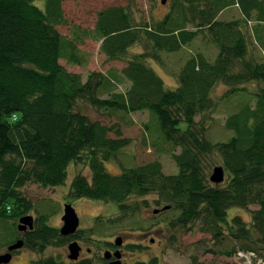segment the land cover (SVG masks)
I'll return each instance as SVG.
<instances>
[{
	"label": "trees",
	"instance_id": "trees-1",
	"mask_svg": "<svg viewBox=\"0 0 264 264\" xmlns=\"http://www.w3.org/2000/svg\"><path fill=\"white\" fill-rule=\"evenodd\" d=\"M62 2L44 0L42 7L36 0H0V228L7 235H0V248L22 239L23 247L42 255L30 264H66L43 254L49 246L74 240L114 249L115 241L94 235L116 225L144 229L139 211L149 203L133 199L156 195L152 202L160 207L155 216L169 214L171 228L187 230L199 222L212 239L229 236L241 251L264 257V0H171L161 19L139 22L127 6L111 5L97 12L91 30L79 33L71 26L70 37L57 28L68 23ZM233 6L239 17H219ZM198 37L215 46L216 56L191 54L177 71L178 85L167 87L148 59L162 62V52H178ZM85 38L100 42L107 61H125V66L92 70L85 78L66 69L63 58L83 64L77 44ZM137 44L144 50L131 51ZM126 82V90H119ZM219 85L226 89L215 97ZM79 100L120 121L150 112L160 136L180 149L172 154L178 172L165 173L159 160L124 165L120 156L131 138L118 122L92 120L77 110ZM232 100L234 110L225 120L232 135L209 139L213 115L222 101ZM107 161L117 162L121 172L110 173ZM218 161L226 173L219 184L209 174ZM72 163L88 166L91 177L74 175L68 196L115 202L118 213L97 216L93 226L62 235L60 227L48 223L54 209H37L22 188L64 184ZM231 207L247 209L251 220L229 219ZM33 210V228L19 230L20 218ZM141 247L126 246L130 251ZM72 264H92V259ZM125 264H157V259Z\"/></svg>",
	"mask_w": 264,
	"mask_h": 264
},
{
	"label": "rangeland",
	"instance_id": "rangeland-1",
	"mask_svg": "<svg viewBox=\"0 0 264 264\" xmlns=\"http://www.w3.org/2000/svg\"><path fill=\"white\" fill-rule=\"evenodd\" d=\"M42 7L44 0H36ZM171 0L162 3L161 0H63L62 8L64 10L67 24L58 25L59 31L67 37H70L71 26L74 29L91 30L96 21V14L101 9L111 5L127 6L134 19L139 21H151L161 19L166 12L169 11ZM240 11L237 6L230 7L220 14L221 19H232L239 17ZM81 53H84L83 64H70L66 59L60 62L66 69L72 72L80 73L83 78L87 76L89 71L107 72L110 68L120 70L125 66V61L114 60L107 61L105 55L100 51V42L91 38H85L81 43L77 44ZM144 50L143 45H134L131 48L133 52H141ZM198 51L213 59L216 56L217 49L214 45L204 41L198 37L190 44L184 46L180 51L174 53H161L159 62L153 58L148 59L157 73L164 79L167 87L175 88L178 85L177 71L182 63L191 54ZM258 52V51H257ZM259 55V54H258ZM129 82L120 85L119 90H126ZM250 88L252 85H248ZM226 86L219 85L214 91L215 97H220L225 91ZM235 100L222 101L219 109L213 115L208 130L207 137L213 141L226 140L232 135L225 126L226 117L234 110ZM76 109L89 115L92 120H99L106 124L118 122L122 133L126 137L131 138V142L122 150L120 156L121 162L126 165H140L150 161L159 160L162 163L165 173H177L178 167L175 164L172 154L179 152V148L173 149L172 145L166 142L155 129L156 119L148 111H139L131 113L125 120H118L117 117L108 116L103 110H98L83 100H79ZM185 126V123L182 124ZM217 157L214 162H216ZM221 165L219 161L210 167L209 174L215 166ZM106 169L112 174H119L121 167L115 161H107ZM77 173H82L90 179V169L84 164L72 163L68 169L67 180L64 184L54 187H44L38 183H28L22 191L26 197L30 198L37 209L51 210L54 213L49 215L48 223L52 226L61 227L63 224L62 215L64 213L65 203L73 205L80 219L79 229L85 230L93 226L97 216L101 218L115 216L118 213V206L115 202L100 201L89 198L73 199L68 196L71 181ZM226 177V173H225ZM156 195H148L146 197L134 198L133 200L146 199L149 203L148 207H143L139 211L140 218L145 226L144 229H138L137 226L116 225L111 229H106L100 236L94 235L95 238L114 242L120 236L122 245L117 246L122 252V264L131 263L136 260L157 259V264H246L241 259L236 258L235 252L240 250L239 242L226 236L222 240H214L211 235L200 227V223L196 222L190 229L171 228L167 219L169 214L159 213L155 216L154 209L160 206L155 205L152 200ZM251 209L257 208L251 205ZM35 210L31 213L35 215ZM234 215H240L247 222L251 220V214L247 209L239 207H231L228 210V218ZM153 217V219H152ZM153 226L150 227V223ZM1 227V226H0ZM3 228H0V233ZM23 231V230H22ZM2 237L7 236L5 231L0 234ZM82 247L79 259L91 258L92 264H106L109 260H105L104 252L106 250L115 251L103 242L93 240H77ZM5 244V243H4ZM3 244V245H4ZM128 244H138L142 246L140 249L130 251L126 248ZM0 248V254L6 253L8 248L4 245ZM232 254H228L231 250ZM246 252V251H242ZM247 253V252H246ZM13 254V252H12ZM68 243L64 246H49L43 256H56L63 260L66 264H72V260L68 258ZM42 257L41 254L30 251L25 247L18 249L17 253L12 255L8 264H30V261ZM101 257L104 259L102 260ZM264 262V257L261 258ZM244 260V259H243Z\"/></svg>",
	"mask_w": 264,
	"mask_h": 264
},
{
	"label": "water",
	"instance_id": "water-1",
	"mask_svg": "<svg viewBox=\"0 0 264 264\" xmlns=\"http://www.w3.org/2000/svg\"><path fill=\"white\" fill-rule=\"evenodd\" d=\"M162 3H165L166 0H161ZM225 179V170L221 165L215 166L210 175V180L214 183H221ZM158 212V209L155 210ZM63 224L60 227V233L62 235H69L75 233L79 228L80 219L77 214V211L70 203H65L64 213L62 215ZM34 224V217L31 214L23 216L19 220L18 228L19 230L32 229ZM117 246L122 244V238L118 236L114 242ZM23 247V240L19 239L8 247L6 253L0 254V264H8L12 258V251ZM68 258L70 260L76 261L79 258L81 252V246L77 240L71 241L68 244ZM106 260H109L107 264H122V252L119 249L115 251L106 250L103 256Z\"/></svg>",
	"mask_w": 264,
	"mask_h": 264
},
{
	"label": "built area",
	"instance_id": "built-area-1",
	"mask_svg": "<svg viewBox=\"0 0 264 264\" xmlns=\"http://www.w3.org/2000/svg\"><path fill=\"white\" fill-rule=\"evenodd\" d=\"M14 117H16V116H14ZM236 258L241 259V261H243L246 264H264L263 260L258 258L252 252L246 253V252L239 251L236 253Z\"/></svg>",
	"mask_w": 264,
	"mask_h": 264
},
{
	"label": "flooded vegetation",
	"instance_id": "flooded-vegetation-1",
	"mask_svg": "<svg viewBox=\"0 0 264 264\" xmlns=\"http://www.w3.org/2000/svg\"><path fill=\"white\" fill-rule=\"evenodd\" d=\"M121 245H122V244H121ZM116 247H117V246H116ZM116 247H115V248H116ZM81 249H82V247H81ZM111 249H113V248H111ZM116 249H117V248H116ZM116 249H115V250H116ZM119 250H120V249H119ZM122 256H123V255H122ZM122 258H123V257H121V260H122ZM78 259H79V258H78ZM78 259H77V260H78ZM77 260H76V261H77ZM72 261H73V260H72ZM73 262H74V261H73ZM106 264H107V262H106Z\"/></svg>",
	"mask_w": 264,
	"mask_h": 264
}]
</instances>
